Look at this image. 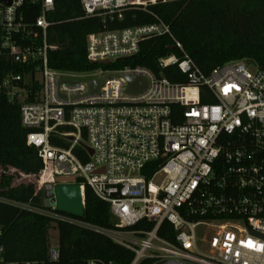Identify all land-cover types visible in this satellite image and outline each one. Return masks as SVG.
<instances>
[{"label": "built area", "instance_id": "obj_1", "mask_svg": "<svg viewBox=\"0 0 264 264\" xmlns=\"http://www.w3.org/2000/svg\"><path fill=\"white\" fill-rule=\"evenodd\" d=\"M168 1L80 0V5L86 17L105 23L122 21L132 8L145 11ZM53 3L32 0L39 10L32 18L34 8H25L24 0H0V100L19 107L20 123L30 131L26 144L42 164L36 175L4 172L34 192L25 203L0 201L104 236L131 253L128 264H264V68L229 62L205 76L157 20L88 35L87 60L108 66L137 55L141 42L168 36L179 55L162 57L158 65L176 67L185 85L142 67L52 70ZM130 77L144 79L146 88L126 93ZM94 81L98 92L89 93ZM64 128L71 133L59 131ZM51 138L69 145L54 146ZM69 178L80 187L83 207L85 186L108 205L112 228L59 213L54 204L45 207V187ZM1 238L0 227V264H13L5 259ZM58 257V244L49 242L45 261L26 264H55Z\"/></svg>", "mask_w": 264, "mask_h": 264}, {"label": "trees", "instance_id": "obj_2", "mask_svg": "<svg viewBox=\"0 0 264 264\" xmlns=\"http://www.w3.org/2000/svg\"><path fill=\"white\" fill-rule=\"evenodd\" d=\"M32 0H24V7L34 8L32 18L39 15ZM48 20V43L56 49L49 52L52 70L81 73L97 68L120 69L142 67L156 77L172 84L185 85L186 76L176 67L160 68L158 60L169 54L179 55L168 36L147 39L140 43L134 57L108 66L90 64L86 57V37L102 31L122 30L154 24L157 20L168 26L172 37L181 44L185 54L205 76L229 62H244L264 68V0H171L123 12L122 21L105 22L86 17L80 0H54ZM36 89L39 86L36 84ZM36 103L39 100H26ZM60 132L71 133L64 128ZM30 131L20 123L19 107L0 100V168L36 175L41 167L37 150L26 144ZM84 139V136H82ZM50 143L68 147L67 140L51 138ZM75 153L85 162V152L79 147ZM10 178H0V200L27 202L34 189L19 188L5 193ZM40 197L34 199L38 204ZM82 221L102 229L113 227L108 205L100 201L87 186L84 188ZM1 244L8 263L26 264L47 259L51 231L57 232L59 257L55 264H86L89 260L128 264L131 253L108 238L73 225L38 216L0 201Z\"/></svg>", "mask_w": 264, "mask_h": 264}, {"label": "water", "instance_id": "obj_3", "mask_svg": "<svg viewBox=\"0 0 264 264\" xmlns=\"http://www.w3.org/2000/svg\"><path fill=\"white\" fill-rule=\"evenodd\" d=\"M6 5H9V1H6ZM101 64L108 65V61L101 62ZM126 82V93L128 94H136L146 88V81L141 78L130 77L126 79ZM88 87L89 93H97L98 81L88 83ZM70 139L72 138L70 137ZM86 150L89 155L92 154L89 149L86 148ZM43 195L46 208H49L51 204H54L59 213L80 219L83 218L84 207L81 191L79 185L76 184V181L73 178L57 180V184L54 188L46 186Z\"/></svg>", "mask_w": 264, "mask_h": 264}, {"label": "rangeland", "instance_id": "obj_4", "mask_svg": "<svg viewBox=\"0 0 264 264\" xmlns=\"http://www.w3.org/2000/svg\"><path fill=\"white\" fill-rule=\"evenodd\" d=\"M248 68L249 69H253L252 67H249V66H248ZM81 143H82L83 146H86V142L85 141L81 140ZM4 172H7V171H3L0 168V178L2 176L6 177V178H10V184H9L8 187H5V188L2 189L3 192H5V193H16V192H18V189L20 188L19 187V178H18V176L17 175H11V176L7 177V176L3 175ZM49 235H50V245L51 246L55 245L57 243V232L56 231H51L49 233Z\"/></svg>", "mask_w": 264, "mask_h": 264}]
</instances>
